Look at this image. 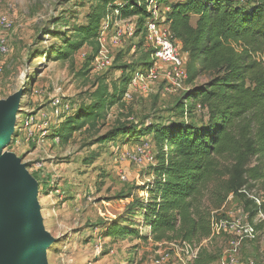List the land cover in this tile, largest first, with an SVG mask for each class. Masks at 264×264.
<instances>
[{"label":"rangeland","instance_id":"obj_1","mask_svg":"<svg viewBox=\"0 0 264 264\" xmlns=\"http://www.w3.org/2000/svg\"><path fill=\"white\" fill-rule=\"evenodd\" d=\"M181 1L152 3L143 32L137 17H117L107 30L102 21L95 55L98 39L80 32L93 0H0V18L9 22L0 28L9 47L0 55V102L24 91L1 158L25 164L37 186L41 227L52 239L47 264H155L169 248L171 242H155L141 208L151 198L158 164L151 129L172 119L195 125L201 119L179 110L189 87L174 90L170 69L155 65L146 92L135 76L153 62L148 23L169 30L167 5ZM31 116L43 127L26 128ZM256 184L251 194L264 203V182ZM242 209L244 201L235 197L215 216L230 221L229 214L241 216ZM252 224L258 236L243 244L246 260L264 258V212ZM115 226L138 236L114 238ZM232 239L224 233L204 243V264H222Z\"/></svg>","mask_w":264,"mask_h":264},{"label":"trees","instance_id":"obj_2","mask_svg":"<svg viewBox=\"0 0 264 264\" xmlns=\"http://www.w3.org/2000/svg\"><path fill=\"white\" fill-rule=\"evenodd\" d=\"M93 1L80 32L98 39V55L103 20L137 17L143 32L150 2L171 0ZM167 6L169 32L186 55L189 89L179 110L201 121L172 119L151 129L158 164L151 198L141 208L155 242L200 243L211 236L212 213L231 194L244 201L251 223L264 212V203L257 206L240 192L251 193L264 182V0H186ZM203 77L206 82L199 84ZM129 235L138 233L120 226L110 230L114 238ZM204 252L193 264H204Z\"/></svg>","mask_w":264,"mask_h":264},{"label":"built area","instance_id":"obj_3","mask_svg":"<svg viewBox=\"0 0 264 264\" xmlns=\"http://www.w3.org/2000/svg\"><path fill=\"white\" fill-rule=\"evenodd\" d=\"M152 3L156 2L151 1L150 5H152ZM118 14L119 12L116 11L115 15ZM116 19L117 18H108L103 20L107 22L106 25L104 23L105 28L103 26V30H107L111 23ZM8 25L9 22L7 18L1 17L0 28L7 27ZM136 26L137 25H135V28ZM147 31L148 41L152 47L151 56L154 64L149 68L147 67L145 73H137L135 76V83H138L140 89L146 92L148 89V81L153 79L157 74L155 65L161 64L168 70L170 69L168 77H172V85L174 84V90L183 89V86H186L187 72L186 55L182 52L181 46L176 44L177 41L173 39L169 30L163 29L157 21L151 20L147 25ZM8 52L9 47L7 45V41H0V55H5ZM109 63L110 61L106 59L103 62V65H107ZM1 72L2 69L0 68V74ZM167 90L169 91L170 87ZM59 103L60 101H56L54 104L57 106ZM25 123L26 128L31 127L30 129L36 127V125H38V127H43L42 119H38L37 117L33 116L29 117ZM240 192L245 193L248 198L255 201L257 206L262 205V201L260 199L251 193H248L246 190H242ZM234 198L235 195L231 194L227 201H232ZM220 211L221 209L219 211H215L212 214V232L208 239H205L200 243H191L188 241H175L168 243L169 248L164 252L160 259L155 261V264H193L194 261L199 257L203 244L212 241L214 238L224 233L233 236V239L230 242L229 249L224 254V260L222 264H264V258H252L248 260L242 258L243 244L245 242L256 241L258 236L255 226L249 221V214L242 209L241 216H238V213L234 215L235 213L232 212L229 214L231 219L230 221H219L215 215ZM261 213L262 212L259 214Z\"/></svg>","mask_w":264,"mask_h":264},{"label":"water","instance_id":"obj_4","mask_svg":"<svg viewBox=\"0 0 264 264\" xmlns=\"http://www.w3.org/2000/svg\"><path fill=\"white\" fill-rule=\"evenodd\" d=\"M23 92L0 102V157L14 134L10 118L15 111L20 112ZM35 189L25 164L1 158L0 264H45L52 239L40 228Z\"/></svg>","mask_w":264,"mask_h":264},{"label":"bare ground","instance_id":"obj_5","mask_svg":"<svg viewBox=\"0 0 264 264\" xmlns=\"http://www.w3.org/2000/svg\"><path fill=\"white\" fill-rule=\"evenodd\" d=\"M20 105H21V102H20ZM19 111H20V106H19ZM18 113H19V112H16V111H15V112L12 114L11 118H10V121H11V123H12V130H11V132H12L13 129H15V127H16V124H17V121H18V116H17ZM0 162H1V157H0ZM35 190H36V189H35ZM36 193H37V190H36ZM35 202H36V205H37V207H38L37 198H35ZM38 218H39V220H40L39 215H38ZM40 221H41V220H40ZM39 225H40V228L42 229V231H44V229L41 227V223H39ZM44 250H46V248H45ZM44 253H45V251H44ZM44 263L47 264L46 258H45Z\"/></svg>","mask_w":264,"mask_h":264}]
</instances>
